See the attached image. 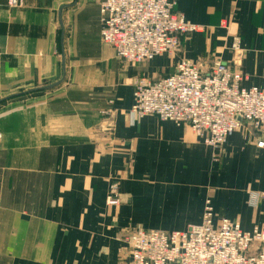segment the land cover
<instances>
[{
    "label": "crops",
    "instance_id": "crops-1",
    "mask_svg": "<svg viewBox=\"0 0 264 264\" xmlns=\"http://www.w3.org/2000/svg\"><path fill=\"white\" fill-rule=\"evenodd\" d=\"M103 1L0 0V264H130L131 228L186 230L208 199L217 221L264 222V196L250 203L264 193V149L245 125L216 151L188 125L130 116L138 77L160 79L182 59L202 72L232 64L235 35L243 86L264 88V0H175L204 30L140 64L101 41Z\"/></svg>",
    "mask_w": 264,
    "mask_h": 264
},
{
    "label": "built area",
    "instance_id": "built-area-1",
    "mask_svg": "<svg viewBox=\"0 0 264 264\" xmlns=\"http://www.w3.org/2000/svg\"><path fill=\"white\" fill-rule=\"evenodd\" d=\"M12 7L22 0H9ZM175 0H104L100 5L101 41L119 59L140 64L180 50V36L204 27L176 11ZM224 25V24H223ZM233 63L215 60L208 72L182 59L174 72L160 79L146 76L134 82L132 120L154 115L178 126L188 125L203 143L218 151L236 130L246 126L264 149V88L243 86L241 38L234 36ZM107 130L116 121L115 109L105 112ZM264 193L250 203L259 206ZM120 203L118 181L109 183L106 204ZM125 243L130 264H264V222L245 231L227 218L215 220L212 201L206 200L202 222L183 231L131 228Z\"/></svg>",
    "mask_w": 264,
    "mask_h": 264
},
{
    "label": "rangeland",
    "instance_id": "rangeland-1",
    "mask_svg": "<svg viewBox=\"0 0 264 264\" xmlns=\"http://www.w3.org/2000/svg\"><path fill=\"white\" fill-rule=\"evenodd\" d=\"M0 137H1V135H0Z\"/></svg>",
    "mask_w": 264,
    "mask_h": 264
}]
</instances>
